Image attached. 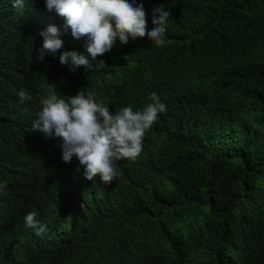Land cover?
Returning <instances> with one entry per match:
<instances>
[{
	"label": "trees",
	"instance_id": "obj_1",
	"mask_svg": "<svg viewBox=\"0 0 264 264\" xmlns=\"http://www.w3.org/2000/svg\"><path fill=\"white\" fill-rule=\"evenodd\" d=\"M11 3L0 0V131L50 85L65 99L91 91L113 112L142 110L156 92L167 111L107 185L79 161L8 171L16 143L1 134L0 264H264V0H137L148 31L154 9L170 13L166 44L117 37L99 57L108 67L90 72L60 63L84 42L58 14L64 47L38 60L47 20ZM30 212L43 237L25 225Z\"/></svg>",
	"mask_w": 264,
	"mask_h": 264
},
{
	"label": "clouds",
	"instance_id": "obj_2",
	"mask_svg": "<svg viewBox=\"0 0 264 264\" xmlns=\"http://www.w3.org/2000/svg\"><path fill=\"white\" fill-rule=\"evenodd\" d=\"M7 8L41 20L42 24L47 20L48 28L40 33L43 37L37 56L40 61L46 53L55 54L64 47L60 28L50 25L57 19L56 14L64 18L65 32L70 29L74 41H83L84 50H65L59 61L70 63L73 71L83 66L88 72L108 67L99 57L114 48L117 37L127 44L129 37L135 41L147 35L152 43L163 47L170 16L163 6L154 9V27L148 31L144 4H138L137 0H12ZM18 96L22 103L32 99L23 90ZM27 107L3 115L0 135H10L16 143L8 171L47 172L53 164L79 161L87 181L98 177L106 185L120 175L118 161H135L139 157L146 133L159 115L167 111V105L156 92L148 96L142 110L122 106L113 112L108 105L97 102L91 91L86 93L82 89L65 99L51 85L37 103ZM7 191V183L0 182V195ZM24 222L38 236L43 237L47 231L34 212L26 214Z\"/></svg>",
	"mask_w": 264,
	"mask_h": 264
}]
</instances>
